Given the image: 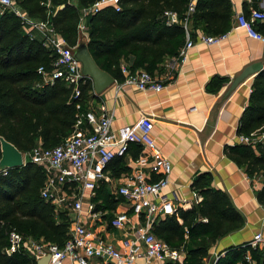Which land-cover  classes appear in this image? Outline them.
I'll return each mask as SVG.
<instances>
[{
	"label": "trees",
	"instance_id": "16d2710c",
	"mask_svg": "<svg viewBox=\"0 0 264 264\" xmlns=\"http://www.w3.org/2000/svg\"><path fill=\"white\" fill-rule=\"evenodd\" d=\"M24 13L36 20L47 21L70 47L76 43L81 11L100 0H15ZM83 17L88 50L96 64L115 81L122 82L120 65L130 72L143 69L157 74L165 59L175 58L185 41L181 24L165 23L163 12H175L186 18L187 27L206 35L225 34L231 26V0H196L186 15L189 0H118ZM245 16L248 12L244 9ZM264 36V21L254 23ZM190 36L192 33L189 31ZM36 30H27L17 16L4 13L0 17V136L11 142L21 153L40 144L54 147L74 130L77 114L84 110L92 95L91 81L74 97L71 87L61 80L46 82L52 70L54 55L43 46ZM42 66L46 76L37 74ZM223 79L209 82L211 91H218ZM80 104V109L76 108ZM255 133L251 144L225 146L228 159L242 168L248 177L264 179V70L252 79L246 106L239 118L237 135ZM114 176L126 173L121 157L110 167ZM210 172H199L191 180L190 189L201 199L188 207H176L153 226V234L173 249H182V264H205L215 241L244 225V217L232 203L228 193L214 188ZM44 175L29 160L21 167L0 171V264H36L22 252L6 254L8 232L15 230L23 237L42 239L61 247L68 237L64 212L56 214L54 206L40 197ZM264 204V185L256 193ZM97 208L114 210L122 198L114 199L101 184L96 193ZM187 205V203H184ZM248 255L249 260H246ZM164 264H179L166 261ZM213 264H264V249L251 247L249 242L225 249Z\"/></svg>",
	"mask_w": 264,
	"mask_h": 264
},
{
	"label": "built area",
	"instance_id": "2783aa9c",
	"mask_svg": "<svg viewBox=\"0 0 264 264\" xmlns=\"http://www.w3.org/2000/svg\"><path fill=\"white\" fill-rule=\"evenodd\" d=\"M117 1L100 0L83 9L78 29L84 32L83 17L97 12L103 5L112 4L118 10ZM195 2L196 0H189L186 15L192 12ZM4 13L17 16L27 32L36 30L43 38V46L51 49L54 60L46 82L61 80L71 87L74 97H79L81 87L86 84L87 79L81 74L79 63L67 49L70 47L67 42L47 21L28 17L15 0H0V17ZM163 16L166 24H181L185 28L184 44L174 58L176 62H183L189 49L194 46L186 18L180 19L175 12L169 10L164 11ZM256 21H264V11L252 9L248 16L243 13L235 15L238 28L243 29L249 37L262 41L264 37L254 28ZM225 35L212 36L200 32L196 40L205 45L217 44ZM120 72L123 76L122 82L139 91H160L164 87L156 74H150L143 69L130 72L122 63ZM37 74L44 78L45 69L38 67ZM166 77L171 78V73L168 72ZM90 100L87 107L77 114L73 133L69 137L50 148L37 144L26 153L28 160L39 166L44 175L40 197L54 206L56 214L64 212L67 216V239L59 247L42 239L23 237L17 231L11 230L8 232L5 253L9 255L22 252L35 261L49 255L47 264H62L65 260L67 264H94L93 261L104 259L113 264H133L139 258L145 264H151L152 261L156 264L166 261L182 264L183 250L169 247L152 232L161 215L171 214L175 210L172 201L162 194V189L168 185L167 176L171 165L155 147L151 135L152 118L139 112L135 123L113 129L112 115L107 113L105 105L100 103L98 110H95ZM76 108L80 109L79 103ZM256 138L255 133H251L249 136H238V141L251 144ZM130 144L140 146L146 153L133 158L130 170L116 179L107 166L115 157H124ZM151 175L156 178L151 179ZM101 184L107 187L111 197L122 198V202L114 210L97 208L101 200L96 201V193ZM262 207L264 213V204ZM129 213L135 215L134 222L130 221ZM95 225L123 231L124 236L119 239L120 248L103 239ZM249 244L251 247L264 249L262 233H255ZM246 259L249 260V257L246 256Z\"/></svg>",
	"mask_w": 264,
	"mask_h": 264
},
{
	"label": "crops",
	"instance_id": "0c3cea01",
	"mask_svg": "<svg viewBox=\"0 0 264 264\" xmlns=\"http://www.w3.org/2000/svg\"><path fill=\"white\" fill-rule=\"evenodd\" d=\"M231 3V26L225 37L217 44L205 45L196 40L201 32L196 29L191 36L194 46L189 49L184 61L176 62L174 58H168L160 65L156 74L164 84L160 91H139L134 86L115 81L90 100L95 110L100 103L105 105L107 113L112 115L113 129L135 123L139 112L150 115L155 147L171 165L168 185L162 189V194L172 201L175 208H186L188 203L199 202L200 197L197 198L190 189L192 178L199 172H210L214 188L228 193L243 215L244 225L218 238L210 247L205 264H213L226 248L249 242L255 233L260 232L264 237L263 204L256 198L264 179L261 176L248 177L223 152L225 146L240 143L236 129L248 101L253 77L243 79L235 86H232L233 81L249 64L264 58V40L253 39L238 28L235 15L244 13V9L248 13L254 10L252 3L263 7L264 0H231ZM168 72L171 78L166 77ZM214 77L223 79L218 91L209 89V82ZM142 153L146 151L130 144L127 154L121 158L130 170L131 160ZM110 172L116 179L122 175L114 176ZM149 177L156 178L154 175ZM164 217L161 215L158 220ZM95 229L103 239L120 248L119 239L124 236L123 231L99 225H95ZM184 257L182 251V259ZM93 262L113 264L108 259ZM153 262L151 264H156ZM62 264H67V261ZM133 264L145 262L139 258Z\"/></svg>",
	"mask_w": 264,
	"mask_h": 264
},
{
	"label": "water",
	"instance_id": "95a60500",
	"mask_svg": "<svg viewBox=\"0 0 264 264\" xmlns=\"http://www.w3.org/2000/svg\"><path fill=\"white\" fill-rule=\"evenodd\" d=\"M256 11H264L263 7L252 3ZM72 57L79 63L81 74L91 81L94 96L99 95L111 86L115 80L105 70L101 69L91 56L87 47V36L79 30L76 43L73 47L67 48ZM264 70V58L245 67L238 77L233 81L232 86L237 85L243 79L254 77L258 72ZM24 164L23 155L11 142L0 136V171L10 168L21 167ZM49 255H45L36 260V264H47Z\"/></svg>",
	"mask_w": 264,
	"mask_h": 264
},
{
	"label": "rangeland",
	"instance_id": "374dc122",
	"mask_svg": "<svg viewBox=\"0 0 264 264\" xmlns=\"http://www.w3.org/2000/svg\"><path fill=\"white\" fill-rule=\"evenodd\" d=\"M189 31H190L191 33H193V29L190 28V27H189ZM23 161H24V163H25L26 161H28V158L26 157V153H23ZM129 218H130V221H131V222H134V221L136 220L135 215H131V214H129Z\"/></svg>",
	"mask_w": 264,
	"mask_h": 264
}]
</instances>
